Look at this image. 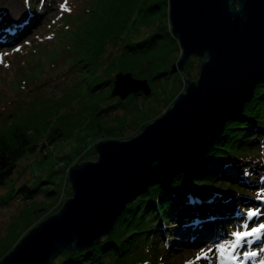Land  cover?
I'll return each instance as SVG.
<instances>
[{
    "label": "trees",
    "instance_id": "1",
    "mask_svg": "<svg viewBox=\"0 0 264 264\" xmlns=\"http://www.w3.org/2000/svg\"><path fill=\"white\" fill-rule=\"evenodd\" d=\"M43 1L18 0L7 5L6 0H0V46L12 44L39 22L50 2ZM95 7L90 9L88 18L92 24L85 30L86 38L81 45L80 40L77 41L73 55L61 61V69L58 68L55 77L64 79L73 72H87L83 79L87 82L86 100L80 96V90L72 96L67 91L62 95L64 106L76 100L88 102L79 107L80 116L75 118L78 121L74 127L90 129L103 139H120L126 136L125 121L130 109L138 107L140 102L160 100L159 96L168 92L170 77L180 72L172 71L173 62L178 59L179 41L171 31L169 0H99ZM190 58L185 71L193 66ZM128 73L134 79L147 80L152 93L146 95L140 90L125 98L113 95L116 76ZM178 78L174 80V86L180 84ZM177 94L170 102L174 103ZM36 118L40 127L34 121ZM32 119L10 121L14 124L5 129L7 134H0V189L10 187L0 194V208L21 198L31 202L33 213H36L40 210L37 205L39 196L46 198L60 194L56 203L59 207L54 203L48 205L49 214H53L63 206L64 199L73 194L67 182L68 173L53 188H42L40 183L29 181L16 183L11 180L9 184L8 180L21 157L38 147L41 150L53 147L56 141L71 135L73 128L64 116L58 118L62 126L54 125L47 117L36 115ZM72 157L64 155L61 158L71 161ZM46 182L48 180L43 181ZM171 183L168 186L153 183L128 202L109 235L92 246L62 251L49 264L132 262L141 248L148 250L152 246L162 251L161 260L156 259L155 264H167L168 249L160 245V240L168 247L169 236L173 238L181 234V240L188 245L220 243L227 233L248 218L250 212L262 216L264 80L256 85L253 96L241 112L228 119L204 161ZM119 224L124 230L131 229V233L126 235L125 231L117 229ZM7 253L3 252L0 260ZM198 260L195 264L212 262L208 255Z\"/></svg>",
    "mask_w": 264,
    "mask_h": 264
},
{
    "label": "water",
    "instance_id": "2",
    "mask_svg": "<svg viewBox=\"0 0 264 264\" xmlns=\"http://www.w3.org/2000/svg\"><path fill=\"white\" fill-rule=\"evenodd\" d=\"M169 18L182 49L172 71H183L197 55L198 80L187 78L186 91L139 134L95 143L97 160L68 171L72 196L0 264H49L62 251L97 244L150 185L168 186L196 168L228 119L251 99L264 80V0H169ZM140 90L152 93L147 80L116 76L113 95L125 98Z\"/></svg>",
    "mask_w": 264,
    "mask_h": 264
},
{
    "label": "rangeland",
    "instance_id": "3",
    "mask_svg": "<svg viewBox=\"0 0 264 264\" xmlns=\"http://www.w3.org/2000/svg\"><path fill=\"white\" fill-rule=\"evenodd\" d=\"M17 1L6 0V3L13 5ZM97 1L99 0H50L49 6L33 28L31 27L27 33L14 40L12 44L0 46V134H7L5 129H9L14 124L9 123L10 121L23 122L27 121L28 117L34 119L36 115L47 117L56 126H62L61 120L58 118L64 116L73 128L71 135L66 139L56 141L53 147H46L45 150L38 147L35 151L21 157L13 175L8 180L9 184H11V180L16 183L29 181L35 184L40 183L42 188H53L57 183L64 180L73 164L97 160L98 155L94 149V144L104 140L103 136L94 135L92 130L85 127H74L78 121L75 118L80 116L79 107L88 102L76 100L70 102V105L64 106L62 98L66 91L72 96L78 92L77 90H80V96L86 100L87 82L83 79L88 73L73 72L64 79L55 77L58 68L61 69V61H65L73 55L77 41L80 40L81 45L83 38H86L87 32L85 30L90 28L89 24H92L88 18L91 13L90 9L96 8ZM178 45L180 50L176 53V57L179 59L182 49L179 42ZM206 57L208 58V56ZM190 59L193 63L191 69L172 74L169 79L168 92L161 94L160 100L151 99V102L144 104L140 102L138 107H133L128 111L125 121L126 136L120 140L129 139L130 134L133 136L139 134L143 130V125L149 124L164 114L173 105V102L170 101L173 95L177 94L178 89L177 96L186 91L187 78L193 81L198 80L201 58L192 55ZM177 60H174L173 65L176 64ZM179 73L181 75L178 76ZM177 77H179L180 84L174 86V80ZM67 98L68 96L65 97L66 100ZM34 121L38 127L41 126L37 118ZM45 129L49 130L48 128ZM64 155H72L71 161L73 162L62 159L61 157ZM64 168H66L65 173L63 172ZM44 180H48V182L43 183ZM67 182L70 188L71 182L69 180ZM9 188L7 186L0 189V194L5 193ZM59 196L60 194L46 198L39 196L37 205L40 210L36 213H33L32 203L21 198L9 206L0 208V255L5 251L10 252L33 227L57 213L56 211L49 214L48 205L52 203L55 205ZM66 200L67 198L64 199L63 205ZM57 205L59 207V204ZM253 216L250 218L249 215L233 231L230 229L232 233L226 234L220 242H223L222 244L213 242L188 245L181 241V234H177L173 238L169 236L170 246L168 247L163 244V240H160V245H164L168 249L165 261L167 264H195L199 261L198 256L202 257L204 253H207L208 257L212 259L211 264H225V257H227L231 245L236 241L233 233H247L252 228H259L261 224H264V214L262 216L254 214ZM117 229H122L126 235L132 231L131 229L124 230L120 224ZM257 234H259L257 242H249L247 237H254ZM251 236L244 237L246 239L244 245L241 246L242 255H237L238 260L239 258L243 260L244 255H249L252 257L250 260L241 262L244 264H262L264 262V229H260ZM241 244L243 243L241 242ZM221 246L226 249L224 256H221L220 253ZM209 249L212 251L209 252ZM161 258L162 251L157 246H152L148 247V250L141 248L139 255L136 256L135 260L133 258L132 262L121 261L118 264H145V262L155 264L156 259L160 261Z\"/></svg>",
    "mask_w": 264,
    "mask_h": 264
},
{
    "label": "snow or ice",
    "instance_id": "4",
    "mask_svg": "<svg viewBox=\"0 0 264 264\" xmlns=\"http://www.w3.org/2000/svg\"><path fill=\"white\" fill-rule=\"evenodd\" d=\"M254 214H255V213H251V212L249 213L250 216H251V215H254ZM260 229H264V224H261V225L259 226V228H252L251 231H250V232H247V233H245V232H234L233 235L236 237V241H235V243H233V244L231 245L232 249L235 250L236 247H237L241 242H243V238H244L245 236H251V235L257 233ZM208 251L211 252L212 249H209ZM225 251H226V249H225L223 246H221V247H220V253H221V256H224V255H225ZM204 256L206 257V256H207V253H204ZM201 258H202V257H199V256L197 257V259H201ZM225 258H227V257H225ZM262 264H264V262H262Z\"/></svg>",
    "mask_w": 264,
    "mask_h": 264
},
{
    "label": "bare ground",
    "instance_id": "5",
    "mask_svg": "<svg viewBox=\"0 0 264 264\" xmlns=\"http://www.w3.org/2000/svg\"><path fill=\"white\" fill-rule=\"evenodd\" d=\"M264 78V77H263ZM244 106V105H243ZM243 106H242V108H243ZM242 108L236 113V114H234V115H238L240 112H241V110H242ZM220 135H221V133H220ZM219 135V136H220ZM218 136V137H219ZM217 137V138H218ZM216 138V139H217ZM208 153V152H207ZM207 153L205 154V156H204V158L203 159H205V157H206V155H207ZM203 159H202V161H203ZM198 166V165H197ZM195 169V168H194ZM193 169V170H194ZM192 171V170H191ZM189 172V171H188ZM186 173V172H185ZM183 175V174H182ZM181 175V176H182ZM181 176H179V177H177V178H180ZM258 235L259 234H257V235H255L254 237L253 236H251V237H247V239H249V242H251V243H254V242H257V240H258ZM245 239L246 238H243V244H241V245H239V246H237V248H236V254L237 255H242V251H241V246L242 245H244V243H245ZM182 241V240H181ZM184 242V241H183ZM245 248V247H244ZM252 257L251 256H249V255H244V257H243V260H241V258H239V260L238 259H236L235 260V262L234 263H232V264H244L243 262H241V261H246V260H250Z\"/></svg>",
    "mask_w": 264,
    "mask_h": 264
}]
</instances>
